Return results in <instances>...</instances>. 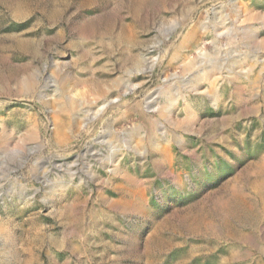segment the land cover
I'll return each instance as SVG.
<instances>
[{
    "label": "rangeland",
    "instance_id": "374dc122",
    "mask_svg": "<svg viewBox=\"0 0 264 264\" xmlns=\"http://www.w3.org/2000/svg\"><path fill=\"white\" fill-rule=\"evenodd\" d=\"M0 264H264V0H0Z\"/></svg>",
    "mask_w": 264,
    "mask_h": 264
}]
</instances>
